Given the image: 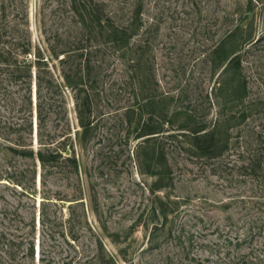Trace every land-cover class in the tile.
Here are the masks:
<instances>
[{"label": "trees", "instance_id": "obj_1", "mask_svg": "<svg viewBox=\"0 0 264 264\" xmlns=\"http://www.w3.org/2000/svg\"><path fill=\"white\" fill-rule=\"evenodd\" d=\"M50 1L44 0V6L37 7L32 15L29 0H0V184L29 198L40 194V226L44 228L48 220L45 203L50 198L46 188L51 177L69 179L73 175L80 180L79 148L102 135L100 123L111 115L119 118L124 134L118 138L128 137L133 127L139 140L134 151L140 172L167 180L170 187L178 163L175 155L181 156L178 150L197 159L221 158L232 134L227 123L232 117L225 121L224 108L248 97L239 48L253 43L252 33L239 36L242 28L237 25L212 52L214 65L222 64L224 70L213 94L219 111L215 122L209 124L198 122L192 110L180 106L177 94H158L152 86L155 73L147 45L141 39L134 40L142 26V0L121 24L101 0H63L61 8L48 13L45 7ZM51 20L56 27L49 23ZM33 22L41 26L37 40L33 38ZM104 102L113 110L106 112ZM157 109L160 116L152 114ZM241 118H248L247 107ZM259 138L264 141L262 132ZM254 153L252 164L257 159ZM238 197L232 200L252 204L259 199L258 204L264 198V188H247ZM176 201L168 194L152 208L156 224L149 241L162 236L173 242L159 254V264H264V232L256 231L262 227L251 208L246 206L245 217L250 221L242 236L218 232L223 241L210 246V253L216 257L212 260L193 254L198 238L195 233L171 232V227L169 232H159L168 229L169 217L178 207ZM78 203L84 205L82 200ZM47 235L43 230L0 232V264H53V252L44 245ZM69 239L75 241L77 237L72 234ZM123 253L119 252L120 259L134 264L132 257L128 259L126 251Z\"/></svg>", "mask_w": 264, "mask_h": 264}, {"label": "rangeland", "instance_id": "obj_2", "mask_svg": "<svg viewBox=\"0 0 264 264\" xmlns=\"http://www.w3.org/2000/svg\"><path fill=\"white\" fill-rule=\"evenodd\" d=\"M29 1L32 15L37 7L44 6V0ZM101 1L120 24L135 12L138 2ZM142 2V26L134 40L141 39L147 45L155 73L152 86L158 94L171 91L179 96L180 106L197 115L198 122H215L219 108L213 94L222 81L224 66L214 65L212 52L229 29L240 25L239 36L252 33L254 39L250 45L239 48L248 97L245 102L234 101L224 108L225 121L232 117L227 121L232 134L221 158L197 159L178 150L181 156L175 155L178 163L174 165L173 187L168 186L167 180L140 172L134 151L139 140L135 139L133 127L128 137L118 138L124 134L115 115L100 123L101 136L87 147L80 146L81 182L73 175L69 179L51 177L46 188L49 203L44 202L48 216L44 228L39 221L43 200L40 194L29 198L0 184V232H47L44 245L53 252V264H126L119 256V252L125 251L134 264H159V254L165 253L173 242L162 236L149 241L156 224L152 208L168 194L177 200L178 207L169 217L168 229L159 232H169L171 227V232L195 233L198 238L193 254L198 257L216 259L210 246L223 241L218 232H237L240 236L247 232L245 224L250 218L245 217L246 206L255 219L259 218L257 223L262 229L256 231L264 232V198L258 204L259 199L252 204L232 200L247 188H264V141L259 138L260 132L264 134V0ZM62 4L63 0H51L45 10L49 13ZM49 23L56 27L55 21ZM32 33L37 40L41 26L38 28L33 22ZM103 104L106 112L113 110ZM245 107L248 118L243 120L241 113ZM152 114L160 116L161 111L157 109ZM55 124L53 119L52 128ZM182 146L187 147L183 143ZM254 151L257 159L252 164ZM80 197L84 205L78 203L81 200L76 201ZM72 234L77 237L75 241L69 239ZM37 260L36 257V263Z\"/></svg>", "mask_w": 264, "mask_h": 264}]
</instances>
